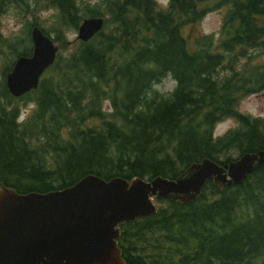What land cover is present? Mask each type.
Wrapping results in <instances>:
<instances>
[{
  "label": "trees",
  "instance_id": "trees-1",
  "mask_svg": "<svg viewBox=\"0 0 264 264\" xmlns=\"http://www.w3.org/2000/svg\"><path fill=\"white\" fill-rule=\"evenodd\" d=\"M47 9L51 24H26L28 48L0 69V184L43 194L88 175L174 180L201 159L223 166L264 150V118L237 110L264 89V62L248 56L264 54V0H167L163 10L154 0H0V17ZM210 10H223L215 42L197 30ZM84 18H102V30L68 47L64 31ZM31 26L59 52L37 89L15 99L4 75L30 55ZM166 76L175 85L161 94L152 87ZM29 101L37 108L17 123ZM227 118L237 126L214 137ZM156 201L153 216L120 226L126 264H264V167L221 190L208 181L187 204Z\"/></svg>",
  "mask_w": 264,
  "mask_h": 264
},
{
  "label": "water",
  "instance_id": "water-1",
  "mask_svg": "<svg viewBox=\"0 0 264 264\" xmlns=\"http://www.w3.org/2000/svg\"><path fill=\"white\" fill-rule=\"evenodd\" d=\"M102 20L82 21L77 38L87 41ZM32 53L19 57L5 75L13 97L37 88L57 47L38 28L31 30ZM264 167V150L243 154L221 167L206 158L174 180L155 177L102 180L88 175L63 190L18 194L0 184V264H125L116 244L119 224L155 213L149 200L159 196L181 204L198 197L206 183L240 185L253 167Z\"/></svg>",
  "mask_w": 264,
  "mask_h": 264
},
{
  "label": "rangeland",
  "instance_id": "rangeland-1",
  "mask_svg": "<svg viewBox=\"0 0 264 264\" xmlns=\"http://www.w3.org/2000/svg\"><path fill=\"white\" fill-rule=\"evenodd\" d=\"M95 1L96 0H84V3L91 4ZM205 6L210 7L211 5H205ZM26 12H27L26 14L21 15L13 10H10L6 14L0 17V40L5 41L4 43H1L0 41V69L3 68L2 64L5 66L10 64L11 60L14 59L13 56L15 55V51H20L24 48H28L29 44L27 40L24 39L26 36V30H24V26L28 23L31 24L36 19L38 22H40L39 23V25H41L40 27L47 28L49 24H51L52 19H53L52 15L54 14L53 12V14L48 16L47 18L41 19L39 15L40 11L35 12V14H33L31 10H28ZM222 14H223V10L208 11L197 25L198 34L212 35L214 37V42H215V38H217L220 24L222 23ZM189 33H190L189 29H186V35ZM52 35L53 34L50 33L49 36L52 37ZM63 37L65 38L66 43L68 44V47H72L75 44L76 29L64 31ZM16 39H18L17 43H16ZM12 43L14 44L13 47H9L8 44L11 45ZM12 49L14 50V52L11 54L12 56H10V52L12 51ZM261 53L262 52H260L258 49L250 50L248 53V56L254 57L253 59L254 64H261L264 62V54H261ZM244 59H246V57L241 58V61H243ZM1 78H2V75L0 74V80ZM173 85H174L173 81L169 78V76H166L163 80H161L158 84L154 85L152 88L156 89L159 93H166L172 89ZM251 95H254L257 100H260L264 98V89L259 91L258 93L251 94ZM244 99L245 98H243L239 102L237 110L239 109L241 102ZM102 108L104 110H107L108 103L104 102ZM239 112L244 115H247V113L242 112L240 110ZM230 120L235 122L233 119H230ZM231 156L235 158L234 153H232ZM159 206L161 207L162 203L159 204Z\"/></svg>",
  "mask_w": 264,
  "mask_h": 264
},
{
  "label": "clouds",
  "instance_id": "clouds-1",
  "mask_svg": "<svg viewBox=\"0 0 264 264\" xmlns=\"http://www.w3.org/2000/svg\"><path fill=\"white\" fill-rule=\"evenodd\" d=\"M158 10L166 8V0H155ZM53 9L41 10L39 13L41 19H45L52 15ZM37 108L35 101H29L26 106L20 108L16 117L17 123H22L33 110ZM240 111L247 113L250 118H264V98L257 100L254 95H249L241 102ZM237 125L230 119L217 121L215 124L214 135L221 136Z\"/></svg>",
  "mask_w": 264,
  "mask_h": 264
}]
</instances>
